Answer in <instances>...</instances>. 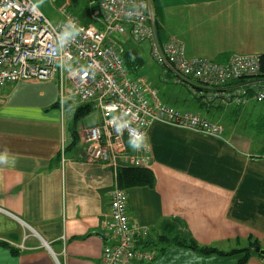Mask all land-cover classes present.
<instances>
[{
	"label": "crops",
	"instance_id": "1",
	"mask_svg": "<svg viewBox=\"0 0 264 264\" xmlns=\"http://www.w3.org/2000/svg\"><path fill=\"white\" fill-rule=\"evenodd\" d=\"M151 2L160 42L182 41L189 58L225 65L235 54H264V43L258 45L264 0ZM93 19L79 21L103 28ZM126 31L118 37L124 57L137 64L142 50ZM161 75L171 81L163 69ZM250 82L264 85V78ZM182 86L191 100L181 108L159 99L220 124L224 139L154 123L144 143L133 145L124 136V151L109 148L108 161H93L84 138L89 128L101 126L104 142L115 140L97 102L73 95L66 68L54 80L6 83L0 153L7 151L15 165H0V264H101L104 246L113 243L104 227L110 193L120 188L118 170L133 166L154 174L153 185L123 190L130 221L146 229L137 247L156 257L124 264H238L246 254L245 264H264L251 250H264V101L207 106ZM80 109L87 110L84 116ZM176 239L224 255L202 254Z\"/></svg>",
	"mask_w": 264,
	"mask_h": 264
},
{
	"label": "built area",
	"instance_id": "2",
	"mask_svg": "<svg viewBox=\"0 0 264 264\" xmlns=\"http://www.w3.org/2000/svg\"><path fill=\"white\" fill-rule=\"evenodd\" d=\"M93 1V17L101 21V29L67 13L54 23L33 0H0V92L6 83L54 80L66 68L73 95L83 103L97 102L104 128L115 140L104 142L101 126L89 128L84 138L90 160L108 161L109 148L124 151V136L133 145L144 143L154 123L224 139L220 125L164 104L146 78L130 75L118 38L127 35L126 27L134 42L149 44L153 62L178 84L191 86L204 103L241 107L251 99L264 101V85L250 82L259 74V56L235 54L225 65L189 58L182 41L171 37L160 42L151 0ZM69 21L77 34L61 47L57 37ZM110 196L104 227L113 243L104 246L101 264L153 261L156 252L137 247L146 229L130 221L126 192L117 187Z\"/></svg>",
	"mask_w": 264,
	"mask_h": 264
},
{
	"label": "rangeland",
	"instance_id": "3",
	"mask_svg": "<svg viewBox=\"0 0 264 264\" xmlns=\"http://www.w3.org/2000/svg\"><path fill=\"white\" fill-rule=\"evenodd\" d=\"M39 9L54 23L62 22L65 19V13L71 14L80 20L82 23L95 22L92 17L91 2L93 0H33ZM94 2V1H93ZM66 6L65 11L63 7ZM264 16V11H259ZM101 24V23H100ZM261 24L259 23V26ZM251 35L252 32H250ZM133 40V39H132ZM133 43V42H130ZM136 47L142 50L143 59H139L138 65L128 63V70L133 78L144 77L152 85L153 88L158 90L159 98L170 102V104L181 108L182 102L191 100L189 95L184 91L190 93L181 84L173 79V76H169L171 81H164L161 75V66L153 62L150 56L149 44L134 42ZM264 43V35H259L258 45L262 47ZM138 44V45H137ZM161 99V100H162ZM179 100V101H178ZM181 101V102H180ZM264 104V102H262ZM220 125V124H218ZM221 126V125H220ZM222 127V126H221Z\"/></svg>",
	"mask_w": 264,
	"mask_h": 264
},
{
	"label": "trees",
	"instance_id": "4",
	"mask_svg": "<svg viewBox=\"0 0 264 264\" xmlns=\"http://www.w3.org/2000/svg\"><path fill=\"white\" fill-rule=\"evenodd\" d=\"M129 63H133L134 65H138V63L135 64L134 60L129 58L127 55L125 56ZM260 59V70L257 77L264 78V54L259 56ZM127 63V62H126ZM169 74V73H167ZM171 75V74H169ZM178 84V83H177ZM183 85V84H181ZM188 86V85H185ZM191 87V86H190ZM192 88V87H191ZM198 98V97H197ZM201 102H203L200 98H198ZM204 103V102H203ZM205 105L209 106V104L204 103ZM87 110L80 109L78 111V116H84L86 114ZM117 181L122 189H131L134 187H144V186H151L154 183V174L151 170L144 168V167H124L118 170L117 172ZM176 244L191 248L197 252H200L202 254L211 255V254H220L224 255L223 252L218 251L214 248H208V247H200L198 246L194 241H191L189 243H186L185 241H180L178 239L175 240ZM248 251V250H246ZM248 258V254H246L238 264H245Z\"/></svg>",
	"mask_w": 264,
	"mask_h": 264
},
{
	"label": "clouds",
	"instance_id": "5",
	"mask_svg": "<svg viewBox=\"0 0 264 264\" xmlns=\"http://www.w3.org/2000/svg\"><path fill=\"white\" fill-rule=\"evenodd\" d=\"M77 34L76 26L71 22H67L63 25V30L58 35L57 40L62 47L69 39L73 38ZM0 165H7L9 167L15 165V159L11 157L7 151L0 153Z\"/></svg>",
	"mask_w": 264,
	"mask_h": 264
},
{
	"label": "water",
	"instance_id": "6",
	"mask_svg": "<svg viewBox=\"0 0 264 264\" xmlns=\"http://www.w3.org/2000/svg\"><path fill=\"white\" fill-rule=\"evenodd\" d=\"M251 250L264 256V250H261L259 247H254Z\"/></svg>",
	"mask_w": 264,
	"mask_h": 264
}]
</instances>
